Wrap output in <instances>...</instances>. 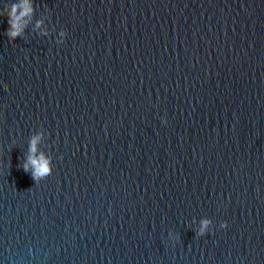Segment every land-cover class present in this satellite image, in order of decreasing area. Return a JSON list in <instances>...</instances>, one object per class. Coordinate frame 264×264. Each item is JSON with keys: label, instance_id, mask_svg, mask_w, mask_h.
<instances>
[{"label": "water", "instance_id": "water-1", "mask_svg": "<svg viewBox=\"0 0 264 264\" xmlns=\"http://www.w3.org/2000/svg\"><path fill=\"white\" fill-rule=\"evenodd\" d=\"M9 3L0 264H264V0Z\"/></svg>", "mask_w": 264, "mask_h": 264}, {"label": "clouds", "instance_id": "clouds-1", "mask_svg": "<svg viewBox=\"0 0 264 264\" xmlns=\"http://www.w3.org/2000/svg\"><path fill=\"white\" fill-rule=\"evenodd\" d=\"M10 15V27L8 31L12 36H18L23 31L27 24V18L33 12L32 0H11V3L6 4ZM40 21H37V25ZM66 33L61 32L60 36L64 37ZM165 120L164 117L161 118ZM166 122V121H165ZM41 139V134L36 133L29 140V154L22 165L25 172L30 173L35 181L48 176L52 172V157L45 155L43 152H38V144ZM227 224V221H222L220 227L223 228ZM213 222L210 218L204 217L200 220L199 228L197 229V236H202L206 232L212 230ZM171 239H178V236L172 232L169 233Z\"/></svg>", "mask_w": 264, "mask_h": 264}]
</instances>
